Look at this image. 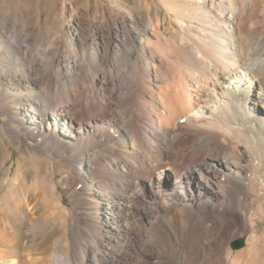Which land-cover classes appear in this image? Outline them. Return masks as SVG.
Instances as JSON below:
<instances>
[{"label":"bare ground","instance_id":"bare-ground-1","mask_svg":"<svg viewBox=\"0 0 264 264\" xmlns=\"http://www.w3.org/2000/svg\"><path fill=\"white\" fill-rule=\"evenodd\" d=\"M124 1L0 0V264H127L94 244L124 233L153 242L143 264H185L189 235L201 264L262 249L264 0Z\"/></svg>","mask_w":264,"mask_h":264},{"label":"rangeland","instance_id":"rangeland-1","mask_svg":"<svg viewBox=\"0 0 264 264\" xmlns=\"http://www.w3.org/2000/svg\"><path fill=\"white\" fill-rule=\"evenodd\" d=\"M32 2H35V0H31ZM122 1H124V0H122ZM126 2H128V3H132L133 2V0H125ZM124 1V2H125ZM200 2H203V0H200ZM171 12L172 11H168V9L167 8H163V16L165 17L166 15H167V17H168V20H166L165 22H164V24H163V29L164 30H167V28H168V30H167V32L168 33H173V31L172 30H174V32L176 33V35L180 38V36H181V32H185V27L187 26V24H188V22L187 21H185V20H181V19H176V17L173 15V14H171ZM180 21H181V23H180ZM176 23V24H175ZM184 23V24H183ZM171 31H170V30ZM181 31V32H180ZM139 32H140V37H139V40L141 41L143 38V36H144V39H143V42L145 41V43L146 44H148V38H147V36L142 32V31H140L139 30ZM176 36V37H177ZM136 54H137V52H136ZM136 56V55H135ZM258 92V91H257ZM1 123H4V119L2 118V117H0V124ZM6 143H7V145L9 146V148H10V150H12L13 151V157H12V159H10L8 162L10 163V162H12L14 159L17 161V159H18V156H19V151L17 150V148L9 141V140H7L6 141ZM94 150L95 151H99V147H94ZM58 162H56L55 163V165H59V167L57 168V170H54V175H56L55 176V179L56 180H59L61 177H64V175L65 176H67V177H69V176H71V173L69 172V170L67 169H64L63 167H65V166H63V162H61V161H59V160H57ZM66 168V167H65ZM64 169V170H63ZM63 170V171H62ZM169 171H171V169H168ZM64 171L67 173H64ZM63 172V173H62ZM72 177V176H71ZM58 178V179H57ZM81 179H77L76 181H72V183H69L68 184V186H67V189H66V191L68 192V191H73V188L74 187H76V185L78 186V189H77V187H76V189H74V192H75V194H73L72 192H69V193H67L66 191L65 192H63V197H64V199H65V201H67L65 204L68 206V207H70V208H73L74 206H72V205H77V202H75L74 200H76V201H79L78 203V205H80V201H81V199L83 200V198L84 197H86V196H88L87 195V192H88V189H87V183L86 182H84L83 180L81 181ZM76 183V184H75ZM78 183V184H77ZM83 184V186H82V184ZM147 184L149 185V183L147 182ZM71 185V186H70ZM74 185V186H73ZM73 186V187H72ZM82 186V187H81ZM72 187V189L70 190V188ZM59 189L60 190H62V188H61V186H59ZM76 190V191H75ZM78 191H80V192H78ZM77 192V193H76ZM78 193H79V195L81 196V197H83V198H79V196H78ZM81 193H83L85 196H83ZM68 195V196H67ZM69 196H70V198H72V199H70L69 198ZM67 198H69V199H67ZM76 198V199H75ZM87 198V197H86ZM74 199V200H73ZM70 200H72V201H70ZM76 204H75V203ZM73 203V204H72ZM162 203L161 202H157L156 203V205L158 206V205H161ZM84 208H82V210H83ZM85 211H87V209L85 210ZM141 220V221H140ZM53 223H52V222ZM56 222H57V220H56ZM54 223H55V220L52 218L51 220H48V223H46V225H47V227L48 228H52V226H54ZM130 223H131V225H138V226H142V225H144L145 224V219H140V218H131L130 219ZM78 223H76V229H77V233H79V231H82V232H84L86 235H84L86 238H87V240L90 242H92L93 243V240H94V238L93 237H88L89 235H88V232H86L87 230V225L89 226V224L88 223H84L81 227V230H79L80 228L78 227ZM98 225V224H97ZM38 225H27V231L30 233V234H32L31 233V231L33 232V234L32 235H36V237H35V242H36V246H34V248L36 247V248H41V246H43L44 244L42 243V239H44V237H43V235L45 234V233H41V231H43L44 230V227L42 226V224H41V226L39 225V227H37ZM49 226H51V227H49ZM80 226V225H79ZM30 227V228H29ZM40 227H41V229H40ZM46 227V228H47ZM84 227H85V229H84ZM29 228V229H28ZM38 230H37V229ZM45 228V229H46ZM48 228H47V230H48ZM79 228V229H78ZM32 229V230H31ZM49 229V230H50ZM97 229V227L95 228V230ZM48 230V231H49ZM94 230V231H95ZM39 231V232H38ZM97 231V230H96ZM261 231V233L264 231V227H263V230L261 229L260 230ZM39 233H40V235H39ZM76 232L73 234L74 235V239H77L79 236H81V235H78ZM38 234V235H37ZM77 235V236H76ZM38 236H39V238H38ZM190 237H191V239L189 240V238H187L186 239V244H188V246H187V248H188V250H189V256L190 257H188V259L185 261V264H190V263H192L193 262V264H201V259H200V257H199V255H197L198 253L196 252L197 251V248H195V244H194V240H192V235H189ZM119 238H115V237H106L104 240V244L102 243V244H99V243H95L94 242V244H95V248H130L129 249V252L127 251V258L124 260L127 264H143V262H146L145 261V255H148V254H150L151 253V249L150 248H152V244H153V242L151 241V239L149 238V237H146V236H143V237H138V239L134 236V235H129V233H124V235H119L118 236ZM246 238L248 237V234L245 236ZM262 240H261V242H262V244H261V247H262V249H256V251L254 252L255 254H257V255H259L258 257H256L255 256V254L253 255V259H247V257H244V258H241L240 259V257H237L234 253H236L237 251H240L241 249H243L245 246L244 245H246V242H245V244L243 245V243H242V245L241 246H239V247H236L235 246V242L236 241H239V238H235V239H233L232 241H230L229 243H227V249L226 248H224L225 250H227V254H225V252H224V254H223V256H227V258H228V260L226 259V263H229V262H231L232 261V257L233 256H235L234 258H237V259H235V261H237V260H243L244 262H247L248 264H259L258 262H260V263H262V264H264V234L262 233ZM80 238V237H79ZM136 239V240H135ZM139 240V241H138ZM40 241V242H39ZM74 241H76V240H74ZM95 241V240H94ZM118 241V242H117ZM143 241V242H142ZM147 241V242H146ZM190 241V242H189ZM241 241V240H240ZM125 242H126V244H125ZM128 242V243H127ZM135 242V243H134ZM136 242H137V244H136ZM142 242V243H141ZM146 242V243H145ZM188 242V243H187ZM192 242V243H191ZM76 243H77V245H79L80 244V239H77V241H76ZM148 243V244H147ZM41 244V245H40ZM96 244H97V246H96ZM141 244V245H140ZM145 244H147V245H145ZM149 244H150V246H149ZM189 244H191V245H189ZM103 245H104V247H103ZM129 245V246H128ZM139 245H140V247H139ZM39 246V247H38ZM45 246H47V245H44L42 248H47V247H45ZM108 246V247H107ZM127 246V247H126ZM142 246V247H141ZM144 246V247H143ZM189 246H191V247H189ZM50 247H52V248H63V247H60V244L57 242V241H54L53 242V244H48V248H50ZM28 248H33V247H28ZM77 248H81V246H78ZM139 248H140V250H139ZM191 248V249H190ZM195 248V249H194ZM133 249V250H132ZM148 249V250H147ZM192 249H193V251H192ZM258 250H260L259 252H258ZM133 251V252H132ZM135 251V252H134ZM192 252V253H191ZM194 252V253H193ZM146 253V254H145ZM228 253H229V257H228ZM132 254V255H131ZM261 254V255H260ZM195 255V256H194ZM218 255H220V254H218ZM218 255H216V257H218ZM130 256V257H129ZM138 256H140V257H138ZM144 256V257H143ZM225 256V257H226ZM231 256V257H230ZM193 257V258H192ZM197 257V258H196ZM260 257V258H259ZM262 257V258H261ZM130 258V259H129ZM136 258V259H135ZM258 259H259V261H258ZM135 260V261H134ZM196 260H198V261H196ZM134 262V263H131V262ZM137 261H139V262H137ZM187 261H188V263H187ZM191 261V262H190ZM218 261H220V259L218 260ZM249 261V262H248ZM251 262V263H250ZM147 264H151V262H147ZM184 264V263H183ZM217 264V263H216Z\"/></svg>","mask_w":264,"mask_h":264},{"label":"water","instance_id":"water-1","mask_svg":"<svg viewBox=\"0 0 264 264\" xmlns=\"http://www.w3.org/2000/svg\"><path fill=\"white\" fill-rule=\"evenodd\" d=\"M241 245H242V242H241L240 240L235 242V246H236V247H239V246H241Z\"/></svg>","mask_w":264,"mask_h":264}]
</instances>
